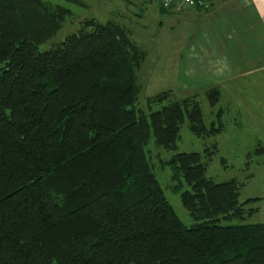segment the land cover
I'll list each match as a JSON object with an SVG mask.
<instances>
[{
    "label": "trees",
    "instance_id": "16d2710c",
    "mask_svg": "<svg viewBox=\"0 0 264 264\" xmlns=\"http://www.w3.org/2000/svg\"><path fill=\"white\" fill-rule=\"evenodd\" d=\"M47 5L0 0V264H264V221L242 222L261 197L206 176L212 151L152 158L176 149L184 121L195 135L221 132L222 110L204 126L197 100L169 89L139 107L143 52L113 20L84 18L40 50L71 14ZM205 97L214 106L218 88Z\"/></svg>",
    "mask_w": 264,
    "mask_h": 264
},
{
    "label": "rangeland",
    "instance_id": "374dc122",
    "mask_svg": "<svg viewBox=\"0 0 264 264\" xmlns=\"http://www.w3.org/2000/svg\"><path fill=\"white\" fill-rule=\"evenodd\" d=\"M41 1L48 4L49 8L55 5L68 7L71 14L63 19L53 36L38 46L40 50L49 48L75 31L84 18L93 17L101 22L113 20L124 27L129 38L143 52L142 60L136 70L137 82L141 87L137 103L139 107L145 109L146 97L169 89L173 97L188 96L197 100L204 126H208L214 119L217 108L221 109L223 124L221 132L213 136L195 135L187 128L188 122L184 121L179 127L176 149L162 151L153 147L152 158L156 159L155 153H158L160 157H168L176 151H198L201 154L204 151H212L210 159L206 160V176L214 181L234 178L239 184V199L261 197L259 204L255 201L249 204L250 207L260 206L258 211L244 217L242 222L264 221V64L261 67H255L264 62V51H262L264 45H258L255 49L250 45L242 44L241 50L239 46L240 39H245L249 44L255 42L253 39L257 43H264L263 36L253 37L243 34L221 37L226 44L223 55L227 65L232 69L237 68L236 62L242 60L240 67L246 66L245 64L247 67L242 70L237 69L229 79L219 76L211 80L219 83L211 84L206 80L193 77L192 79L190 75L185 76L198 69L193 66L194 63L203 62L202 60L209 57L214 58L216 54L221 56L222 52L217 47L213 52L210 49L211 46L207 45L204 47L206 56L195 42L194 46H191L190 40L193 36L184 34L185 29H179L175 21L176 16L179 17L183 12L181 9L185 7L171 6L166 7L165 12H160L157 0H78V3L65 0ZM168 10L171 11L167 12ZM180 31H182L180 37H183L185 48L192 49L188 53L199 57L198 61H194L196 59L194 57L189 59V65L192 66L186 67L184 73L181 68L175 66L168 68L165 57V55L170 57L171 54L168 51L170 47L175 50V44L171 38L174 35V41H176V35L179 37ZM169 39H171V45ZM195 50L196 55L193 53ZM253 67L255 68L252 71L245 74ZM211 86L219 90L218 102L214 106H209L205 97L206 89ZM257 146L262 147V154L256 153ZM203 159H206V156H203ZM154 172L175 213L184 224H190L191 218L180 204L178 194L169 188L168 168L160 169L156 165Z\"/></svg>",
    "mask_w": 264,
    "mask_h": 264
},
{
    "label": "crops",
    "instance_id": "0c3cea01",
    "mask_svg": "<svg viewBox=\"0 0 264 264\" xmlns=\"http://www.w3.org/2000/svg\"><path fill=\"white\" fill-rule=\"evenodd\" d=\"M181 10H183L182 14L179 17L177 15L175 21L179 25V29H185L184 34L193 36L192 40H190L191 46H194L193 43L195 42L198 47H201L206 56L207 54L204 52L206 48L204 47H207V45L211 46L210 49L213 52L216 50V47L222 50L221 56L216 54L214 58L209 57V59L202 60L203 62L194 63L193 66L198 69L192 72V74H185V76L190 75L191 78L206 80L207 83L211 84L219 83L211 81L219 78V76L229 79L233 72L237 69L242 70V68H246L247 64L240 67L242 60L237 61L238 67L233 68L234 71L227 65V60L224 59L223 55L224 50L226 51V44L222 41L221 37L244 34L246 36L252 35L253 37L260 35L264 38V0H206V6L203 8L185 7ZM170 11L168 10L167 12ZM181 33L182 31H180L179 37L176 35V41H174V35L172 36L171 39L173 44H175V50L170 47L168 51H170L171 55L170 57L165 55V57L168 68L175 66L176 68H181L184 73L186 67L192 66L189 65V59L193 58L194 55L188 53L192 49L185 48L183 37H180ZM207 37H210V39H207ZM171 39H169L170 45ZM253 42L249 44L245 39H240V50L242 44L244 46L250 45L255 49L258 45H264V43H257L255 39H253ZM180 45H182L181 48ZM262 51H264V47ZM193 53L196 55V50ZM194 58H196L194 61H198L199 59L197 56ZM193 59L192 62H194ZM263 64L264 62L255 67H261ZM255 67L248 70L245 74L252 71Z\"/></svg>",
    "mask_w": 264,
    "mask_h": 264
},
{
    "label": "built area",
    "instance_id": "2783aa9c",
    "mask_svg": "<svg viewBox=\"0 0 264 264\" xmlns=\"http://www.w3.org/2000/svg\"><path fill=\"white\" fill-rule=\"evenodd\" d=\"M164 7H192L195 5H201L202 0H160Z\"/></svg>",
    "mask_w": 264,
    "mask_h": 264
}]
</instances>
